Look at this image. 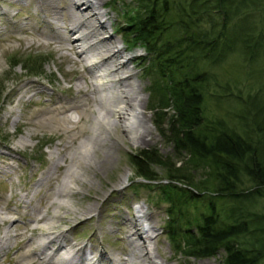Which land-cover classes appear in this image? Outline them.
I'll return each instance as SVG.
<instances>
[{
    "label": "trees",
    "instance_id": "1",
    "mask_svg": "<svg viewBox=\"0 0 264 264\" xmlns=\"http://www.w3.org/2000/svg\"><path fill=\"white\" fill-rule=\"evenodd\" d=\"M121 3L118 31L147 55L149 110L171 148L166 157L141 149L129 161L146 180H158L153 166L165 169L156 187L168 241L193 258L263 264L264 83L241 97L229 81L250 76L253 63L264 68V0Z\"/></svg>",
    "mask_w": 264,
    "mask_h": 264
},
{
    "label": "rangeland",
    "instance_id": "2",
    "mask_svg": "<svg viewBox=\"0 0 264 264\" xmlns=\"http://www.w3.org/2000/svg\"><path fill=\"white\" fill-rule=\"evenodd\" d=\"M104 1L98 11L103 14L99 19L106 23L99 36H111V49L120 48L132 55L128 69L121 71L131 74L128 81L138 86V93L144 99L147 141L137 146L129 142L119 126L115 131L118 143L113 144L109 140L100 142V138L95 140L96 127L92 119L99 118V115L93 105H89L91 111L83 115L82 120L80 116L77 118V128H73L71 120L65 117L78 113V109L69 110L67 107L85 101L86 94L91 90L90 75L105 72L103 68L88 67L95 56L77 62L74 51L68 49L69 40L62 39L64 34H69L68 22L64 23L68 14L63 8L66 0H56L59 20L50 15L49 7L39 6L37 0H0V212L7 220L4 225L0 223V236L9 238L8 246L0 251V264H13L20 260V252L30 251L32 256L38 252L35 240L27 241L31 236L29 231L26 240L18 244L14 227L34 225L30 221L34 216L32 209L40 207L45 211L42 204L44 197L49 193L51 184L57 186L55 178L66 165L65 157L77 147L81 150L85 139L94 142V147L87 151L92 156L91 167L90 164L85 165L79 172L89 179L90 184L68 185L65 198L81 211L63 219L64 224L60 225L59 221L48 219L47 224L58 225L50 235L67 230L73 242L98 245L111 253L127 250V228L122 225L123 217L133 220L134 206L140 204L148 213L146 226L155 230L152 244L161 259L172 257L170 264H219L222 253L214 258H193L177 252L168 241L164 231L169 221L167 203L160 200L156 187L159 180L163 182L165 179V169L158 166L151 168L158 177L154 181L134 176L130 155L141 149L155 148L166 157L171 155V148L166 144L164 134L167 133H161L149 110L155 100L151 101L147 90L153 76H148L144 70L147 62L142 64L147 55L141 47L127 46V39L118 31L122 20L116 10L121 8V0L115 4L113 0ZM69 36L74 38L72 34ZM93 41L94 38L78 43L74 49L76 51ZM247 68L250 76H235V82L233 79L229 81V91L241 97L255 92L258 87L255 83H264V68L254 63ZM171 113L170 109L168 114ZM211 113L214 111L209 106L208 114ZM16 117L17 121L13 123ZM100 135L103 137L105 134ZM71 138H74L73 144L64 148L63 145ZM54 162L62 167L52 169ZM179 165L180 162L175 163V167ZM50 170L53 175L44 180ZM128 173V178H125ZM198 173L193 174L198 177ZM53 212L52 207L49 213ZM192 213H195L193 209L187 211V214ZM42 224L38 226L45 229ZM118 257L125 258L126 255ZM56 258L60 264L70 263L62 256V250ZM120 258L117 263L122 260Z\"/></svg>",
    "mask_w": 264,
    "mask_h": 264
},
{
    "label": "bare ground",
    "instance_id": "3",
    "mask_svg": "<svg viewBox=\"0 0 264 264\" xmlns=\"http://www.w3.org/2000/svg\"><path fill=\"white\" fill-rule=\"evenodd\" d=\"M104 2V0H66L64 4L63 8L68 13L67 20L64 23L68 22L67 33L69 34H64L62 39L69 40L68 45L70 48L68 49L74 51L78 58L77 62L95 56V60L91 61L88 67L90 69L103 68L105 70L101 74L94 73L90 75L91 90L86 94L85 101L67 107L69 110L78 109V113L75 115L68 114L65 117L71 120L73 128H77V118L80 116L82 120V116L91 111L89 105H93L99 115V118L92 119L93 126L96 127L95 140L100 138V142L109 140L113 144L118 143L115 131L116 127L119 126L126 134L129 142L133 146H137L147 141L145 132H148V125L144 118V99L138 93V86L128 81L131 74L128 71H121L128 69L132 55L123 52L120 48L111 49V36H99L100 31L105 29L106 23L99 19V16H103V14L98 11L102 8ZM37 4L39 6L46 5L49 7L50 15L56 20L60 19L56 0H37ZM70 34L74 35L73 39H70ZM93 38L92 43L75 51L74 48L78 43L82 44L84 41ZM16 121L17 117L13 119V123ZM101 133L105 135L102 137ZM73 139L71 138L63 147L69 148L73 144ZM84 143L88 144L85 145ZM93 144L94 142L85 139L83 145H81V150L77 147L67 156L65 155L66 161L64 163L66 165L63 166V171L56 178L55 176L52 178H55L58 184L57 186L51 184L48 189L49 193L44 197L42 204L45 211L40 210V207L32 209L34 216L30 221L34 225L31 227L26 225L19 228L14 227L17 232L14 237H17L18 244L20 245L26 240V233L29 231L31 236L27 238V241L35 240L38 252L34 256L30 251L20 252L21 259L12 262L13 264H60L56 256L61 250L62 256L70 262H67V264H170L172 257L161 259L155 253V246L153 247L152 244L155 230L153 227L146 226L148 213L145 207L140 204L134 206L133 220L123 217L122 225L127 228L126 240L129 245L127 250L111 253L100 249L98 245L88 244L87 242H73L67 235V230L58 231L53 236L50 235L53 231H56L54 229L58 225L64 224L63 219L79 214V211H81L73 207L70 200L65 199L67 197L66 188L72 183L79 186L90 184L89 179L83 176V173H80L79 170L83 169L85 165L87 167L90 164L91 167L92 156L87 151L94 147ZM60 167L62 166L58 162L52 163V169H59ZM52 172V170L48 171L43 179L51 177ZM61 174L63 175L60 178ZM128 176L129 173L125 175V178H128ZM40 179L43 181L42 178ZM52 207L54 212L50 214L49 210ZM2 214L3 212H0V223L4 225L7 220ZM48 219H55L57 222L59 221V224H47ZM41 223H43L45 229L38 226ZM8 241L7 236H0V251L8 246ZM119 255H126V257L120 258ZM119 258L122 260L117 263L116 260Z\"/></svg>",
    "mask_w": 264,
    "mask_h": 264
}]
</instances>
